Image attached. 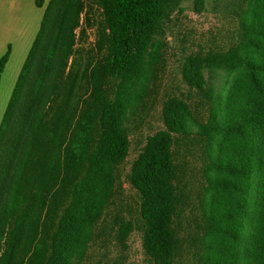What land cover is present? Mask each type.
<instances>
[{"label":"rangeland","instance_id":"1","mask_svg":"<svg viewBox=\"0 0 264 264\" xmlns=\"http://www.w3.org/2000/svg\"><path fill=\"white\" fill-rule=\"evenodd\" d=\"M34 1L0 0V59L9 51L0 72V127L36 41L13 122H22L32 97L51 77L43 88L51 87L41 104V128L32 137L19 181L23 204L38 201L36 187L46 177L54 142L74 143L79 134L89 151L97 144L102 130L91 95L96 79L114 102L128 145L123 159L104 161L101 199L67 264H264V252L254 255L257 232L264 230V92L258 87L264 72H255L260 76L255 84L244 60L264 63V37L254 33V25L264 21H259L264 0H159L157 17L144 30L124 78H110L104 68L108 10L103 3L42 0L38 6ZM246 107L256 111L249 121L240 114ZM91 115L90 134L78 130ZM238 125L247 127L244 135L228 130ZM10 138L9 132L0 149V213L9 164L15 161ZM163 147L167 161L156 173H169L168 194L148 205L132 170L137 160L149 159L154 166ZM234 166L257 171H229ZM76 173L47 184L52 207L49 215L42 211L45 224L33 239L25 233L19 244L11 234L23 215L17 207L0 246V264H43L46 240V257L52 256V243H61L56 229L69 211ZM165 203L163 220L174 241L156 255L145 237Z\"/></svg>","mask_w":264,"mask_h":264},{"label":"trees","instance_id":"2","mask_svg":"<svg viewBox=\"0 0 264 264\" xmlns=\"http://www.w3.org/2000/svg\"><path fill=\"white\" fill-rule=\"evenodd\" d=\"M96 1L101 4L103 3L108 10V47L104 62L105 71L110 78H124L129 70L134 55L141 49L144 30L157 17L159 0ZM42 2V0H35L38 6H41ZM48 11L49 7L46 10V14L44 13L43 21H45ZM262 19H264V15H260L259 21ZM254 29V33L261 36L263 35L264 37V21L257 26L254 25ZM35 46H37V41L32 47L24 68V74L20 77L14 94L9 101L0 127V149H3L2 146L5 145L6 139L9 137V132L11 133L10 139H15L14 147L10 151L12 153L13 150L15 161L13 165H11V163L9 164V176L4 186L5 202L0 213V246L4 241L3 237L7 234L10 218H12V214L18 206H20L18 209L22 210L20 215H23L21 219L17 220V227L11 232L14 242L16 241L18 244L22 242L25 233H27V239H33L38 234L40 228L45 224V212L49 215L51 211L52 206L51 204L49 206V200L46 199L45 195L47 184L53 181V179L64 177L67 173L71 174L72 172H78L74 177L78 179V181L77 186L74 187L75 192L73 198L71 197L70 208L67 212L68 216L66 217L67 213L63 215L61 220V223H63L62 227L56 229L57 239L59 243L61 242L63 244L52 243V256L55 254L57 260L53 261L51 259L52 256L49 258L46 257L48 251L47 240L46 247L44 243V247L41 250L42 256L45 255L44 251H46L43 264H67V256L72 247L83 243L82 230L84 224L90 217L91 210L96 208L98 197L101 199L100 195L103 193L101 189L105 184L103 176L105 174L104 161H108V159L112 161L123 159L128 153V145L121 137V131L117 124L118 115L114 102L104 93L100 80L96 79L91 95L97 109L95 117L100 115V126L102 130L97 144L89 151L87 148L89 145L87 139L79 134L76 135L74 143L68 141L67 144L64 145L63 142L62 146V140L54 142L56 149L54 148L55 150L51 153V160L48 162L49 164L45 171L46 177L36 187L38 201L31 202L25 207L23 204L25 198L21 195L19 181L21 180L23 169L29 156L28 151L32 144V137L41 128V114L43 111L41 104L44 103L51 89L49 86L46 91H43V88L48 86L51 81V77H48L46 81L48 84L42 86L32 97L30 107L26 110L22 122L20 123L19 120L13 122V118L18 114V109L22 107L21 90L25 79V72L29 70V65L34 61ZM254 46L256 47V45ZM257 47H260L258 50H263V47ZM8 53L9 51H6L0 59V72L8 58ZM244 60H246V65L251 68V76L253 77L254 83L258 84L260 76L255 72H264V63L256 60ZM54 73L57 74L56 71ZM258 87L264 92V85L258 84ZM240 114L246 117L245 121H249L248 118L253 119L256 111L255 108L249 109L246 107L240 110ZM91 118L92 115L88 116L87 120L80 123L77 126L78 130H87L88 134H90V126H88V124L91 123ZM228 130H236L244 135L248 129L245 126L238 125L236 128L228 127ZM79 144L80 146L76 147ZM75 147L77 151H75ZM11 160L12 157L9 162ZM166 161L167 154L164 153L163 147V152L161 154L158 152L156 156L154 166H150L151 161L149 159H145L140 163L138 160L135 162L131 178L133 182L143 190L145 201H147L148 205L154 201L155 197L168 194L166 180L169 173L165 170L161 173H156L158 165L162 163V168H164ZM83 169L84 172L82 171ZM229 169V171L232 172L249 173L252 175L257 171L254 167L238 169L234 166ZM61 181H64V178H61ZM39 200H41L40 203ZM168 206L169 205L165 203L161 216L156 217L153 222L154 229L147 233L145 237L146 246L149 249L151 248L156 255H158L160 251H165V248L174 241V235L169 230L166 221L163 220L167 218L166 208ZM43 210H45L44 214L42 213ZM262 221H264V219H262ZM64 223L69 224V226H64ZM70 226L74 228L72 235L66 232L67 229H70ZM257 233L259 235V243L257 242L259 249H255L254 255L259 256L260 253L262 254V252H264V230L262 232L258 231ZM37 241L36 243H40L39 239ZM222 264L231 263L226 262Z\"/></svg>","mask_w":264,"mask_h":264},{"label":"crops","instance_id":"3","mask_svg":"<svg viewBox=\"0 0 264 264\" xmlns=\"http://www.w3.org/2000/svg\"><path fill=\"white\" fill-rule=\"evenodd\" d=\"M35 2V1H34ZM36 4V3H35Z\"/></svg>","mask_w":264,"mask_h":264}]
</instances>
